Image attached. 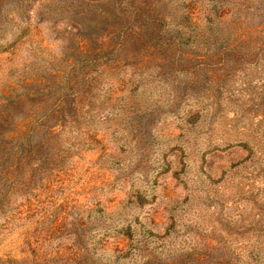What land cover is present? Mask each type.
Listing matches in <instances>:
<instances>
[{
    "label": "rangeland",
    "instance_id": "rangeland-1",
    "mask_svg": "<svg viewBox=\"0 0 264 264\" xmlns=\"http://www.w3.org/2000/svg\"><path fill=\"white\" fill-rule=\"evenodd\" d=\"M0 264H264V0H0Z\"/></svg>",
    "mask_w": 264,
    "mask_h": 264
}]
</instances>
